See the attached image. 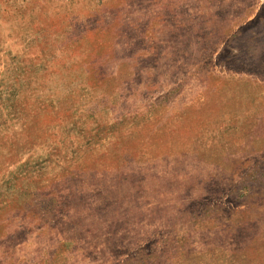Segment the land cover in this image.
Here are the masks:
<instances>
[{
    "label": "rangeland",
    "instance_id": "1",
    "mask_svg": "<svg viewBox=\"0 0 264 264\" xmlns=\"http://www.w3.org/2000/svg\"><path fill=\"white\" fill-rule=\"evenodd\" d=\"M0 264H264V0H0Z\"/></svg>",
    "mask_w": 264,
    "mask_h": 264
}]
</instances>
